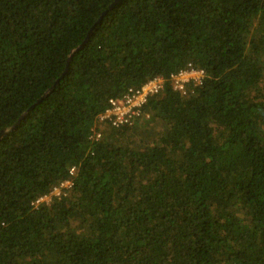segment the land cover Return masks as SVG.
Segmentation results:
<instances>
[{
  "label": "trees",
  "instance_id": "trees-1",
  "mask_svg": "<svg viewBox=\"0 0 264 264\" xmlns=\"http://www.w3.org/2000/svg\"><path fill=\"white\" fill-rule=\"evenodd\" d=\"M156 76L139 117L100 120ZM16 122L0 264H264V0H0Z\"/></svg>",
  "mask_w": 264,
  "mask_h": 264
},
{
  "label": "built area",
  "instance_id": "built-area-1",
  "mask_svg": "<svg viewBox=\"0 0 264 264\" xmlns=\"http://www.w3.org/2000/svg\"><path fill=\"white\" fill-rule=\"evenodd\" d=\"M205 77L204 70L189 66L170 75V81L173 88L185 93L188 84L199 85ZM164 85V78L156 76L144 83L139 88H130L120 99H110L109 106L100 116L101 121H107L114 127H120L131 123L132 120L139 117L142 113V107L148 98L157 94ZM99 136V134H97ZM68 184V182H66ZM54 195H59L60 190L54 189ZM49 197H40L36 203L48 201Z\"/></svg>",
  "mask_w": 264,
  "mask_h": 264
},
{
  "label": "water",
  "instance_id": "water-1",
  "mask_svg": "<svg viewBox=\"0 0 264 264\" xmlns=\"http://www.w3.org/2000/svg\"><path fill=\"white\" fill-rule=\"evenodd\" d=\"M24 117V115H22L21 117H20V119H22ZM19 119V120H20ZM18 122H16L11 128H9V129H3V130H1L0 131V138L2 137V136H4V135H6L13 127H15V125L17 124Z\"/></svg>",
  "mask_w": 264,
  "mask_h": 264
}]
</instances>
